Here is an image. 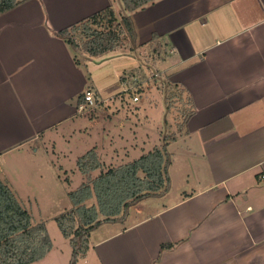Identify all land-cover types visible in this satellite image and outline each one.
Listing matches in <instances>:
<instances>
[{"label": "crops", "instance_id": "0c3cea01", "mask_svg": "<svg viewBox=\"0 0 264 264\" xmlns=\"http://www.w3.org/2000/svg\"><path fill=\"white\" fill-rule=\"evenodd\" d=\"M116 2L27 0L0 15V159L36 156L34 145L81 117L78 97L90 84L105 102L96 72L125 91L120 76L141 57L109 51L76 65L53 34ZM131 20L136 45L161 37L163 72L191 96L184 135L199 157L188 158L187 146L183 165L195 187L173 197L170 180L123 222L103 224L112 229L92 245L98 262L264 264V0H155Z\"/></svg>", "mask_w": 264, "mask_h": 264}, {"label": "trees", "instance_id": "16d2710c", "mask_svg": "<svg viewBox=\"0 0 264 264\" xmlns=\"http://www.w3.org/2000/svg\"><path fill=\"white\" fill-rule=\"evenodd\" d=\"M25 1L0 0V15ZM154 1L121 0L123 12L120 15L108 6L53 34L71 49L76 65H81L80 55L96 58L109 51L141 57L143 62L140 66L120 76L121 83L128 90L126 92H140L137 88L148 81L149 76L162 74L170 56L157 34H153L145 44L135 43L131 14ZM86 73L89 79V72ZM162 77L161 90L166 95L167 110L173 107L175 98L180 99L182 95L186 98L180 110L182 120L177 125L181 132L195 112L191 96L183 85L170 81L168 74H162ZM87 89L93 90L91 84ZM83 97V94L78 97V105L83 102ZM176 136L163 137L162 145L116 167L105 168L94 150L87 151L77 161L86 181L68 193L73 207L55 217L62 236L71 245L69 264H77L86 257L92 247V231L103 224L123 222L132 206L146 198L160 197L169 190L171 155L166 146ZM95 171L99 173L92 177L91 173ZM91 197H94L95 204L86 206L85 202ZM51 248L45 224L33 222L29 212L0 180V264H32L44 258Z\"/></svg>", "mask_w": 264, "mask_h": 264}, {"label": "rangeland", "instance_id": "374dc122", "mask_svg": "<svg viewBox=\"0 0 264 264\" xmlns=\"http://www.w3.org/2000/svg\"><path fill=\"white\" fill-rule=\"evenodd\" d=\"M115 4V12L120 15L122 6L120 2ZM162 74L154 77L148 74V81L137 88L140 92L128 93L125 90L122 95V87L113 74L96 72V80L101 86L100 95L105 102L99 101V105L60 128L56 135H52V140L49 137L39 141L34 145L38 152L33 158L14 154L0 159V180L7 184L33 222L45 224L52 242L49 253L32 264H69L71 245L62 236L55 217L73 207L68 193L86 181L77 161L87 151L94 150L105 168L116 167L162 145L163 137L175 134L176 138L166 146L171 155L168 169L170 195L179 197L195 187L192 172L183 165V157L187 146L191 150L188 158L199 157L197 147L194 140L189 142L185 137L184 129L181 132L177 129L186 98L184 95L180 99L175 98L173 107L167 110L166 95L161 90ZM133 97L137 100L134 101ZM29 153L32 152L29 150ZM98 173L95 171L91 176ZM85 204H95L94 197ZM110 229L112 226L107 225L92 231L91 246ZM92 247L77 264H100Z\"/></svg>", "mask_w": 264, "mask_h": 264}, {"label": "built area", "instance_id": "2783aa9c", "mask_svg": "<svg viewBox=\"0 0 264 264\" xmlns=\"http://www.w3.org/2000/svg\"><path fill=\"white\" fill-rule=\"evenodd\" d=\"M125 90L128 91L127 88ZM83 95H84L83 102L80 103L79 105H77V108H78L77 113L78 114H84V113L88 112V110H91L100 104L99 98L97 96H95V94L92 91L87 90L83 93ZM133 100L136 101L137 98L133 97Z\"/></svg>", "mask_w": 264, "mask_h": 264}]
</instances>
